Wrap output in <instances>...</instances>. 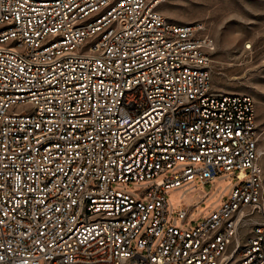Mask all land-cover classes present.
<instances>
[{
  "label": "built area",
  "instance_id": "2783aa9c",
  "mask_svg": "<svg viewBox=\"0 0 264 264\" xmlns=\"http://www.w3.org/2000/svg\"><path fill=\"white\" fill-rule=\"evenodd\" d=\"M163 1L0 0V264H264L255 99L214 85L213 38ZM231 169L217 209L168 221L167 188Z\"/></svg>",
  "mask_w": 264,
  "mask_h": 264
},
{
  "label": "rangeland",
  "instance_id": "374dc122",
  "mask_svg": "<svg viewBox=\"0 0 264 264\" xmlns=\"http://www.w3.org/2000/svg\"><path fill=\"white\" fill-rule=\"evenodd\" d=\"M160 10L174 22H202L204 32L214 40L210 53L214 85L223 91L250 94L255 99L264 199V0H165ZM187 165L195 166L194 162L178 161L156 178L170 176ZM235 172L233 169L222 171L206 182L196 176L167 188L168 221L179 225L177 209L199 198L202 199L192 208V217L186 225L202 221L222 200L229 198L238 184ZM156 178L116 182L113 186L136 196L137 190L152 185ZM158 240H154V245Z\"/></svg>",
  "mask_w": 264,
  "mask_h": 264
},
{
  "label": "snow or ice",
  "instance_id": "6c2138e0",
  "mask_svg": "<svg viewBox=\"0 0 264 264\" xmlns=\"http://www.w3.org/2000/svg\"><path fill=\"white\" fill-rule=\"evenodd\" d=\"M0 259H2V257H0Z\"/></svg>",
  "mask_w": 264,
  "mask_h": 264
},
{
  "label": "bare ground",
  "instance_id": "6f19581e",
  "mask_svg": "<svg viewBox=\"0 0 264 264\" xmlns=\"http://www.w3.org/2000/svg\"><path fill=\"white\" fill-rule=\"evenodd\" d=\"M165 1V0H164Z\"/></svg>",
  "mask_w": 264,
  "mask_h": 264
}]
</instances>
